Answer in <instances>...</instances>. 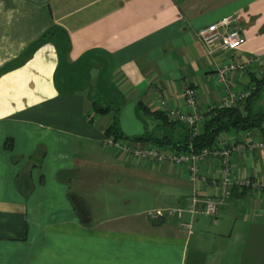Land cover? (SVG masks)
Segmentation results:
<instances>
[{"label":"crops","instance_id":"1","mask_svg":"<svg viewBox=\"0 0 264 264\" xmlns=\"http://www.w3.org/2000/svg\"><path fill=\"white\" fill-rule=\"evenodd\" d=\"M226 17L244 43L208 55L199 32ZM230 63L240 67L227 76L233 92L264 78V0H0V264H264L262 197L236 190L215 216H192L211 184L111 152L115 114L93 111H118L124 137L181 141L184 124L138 104L159 113L161 91L186 110L189 87L208 110ZM258 96L264 109V85ZM233 159L264 179V153ZM202 168L217 174L209 160ZM155 209L169 213L150 219Z\"/></svg>","mask_w":264,"mask_h":264},{"label":"built area","instance_id":"2","mask_svg":"<svg viewBox=\"0 0 264 264\" xmlns=\"http://www.w3.org/2000/svg\"><path fill=\"white\" fill-rule=\"evenodd\" d=\"M233 25V18L226 17L217 23L207 26L199 32V38L212 55L215 46L227 53L238 51L244 43L241 29ZM236 64L230 63L218 71V81L224 85V95L218 104L208 110L198 108L196 92L192 88L183 91V103L186 110L175 107L169 98L161 91H156L154 100L159 113L163 114L170 124H184L189 133V139L197 135L204 122L216 109L231 108L245 101L254 92L255 85L241 92H233L228 83L229 72L239 69ZM264 129V126H263ZM239 138L229 139L225 132L218 135L212 148L195 151L191 143L185 150L162 147L155 143L139 144L126 139L105 140L104 145L113 153L124 155L137 165L152 163L158 167L169 165L184 170L193 184H211L213 190L203 200L192 199L188 213L215 216L218 208L228 201L234 191H251L264 199V179L247 176L235 165L234 156H244L247 153H264V138L259 131H239ZM209 160L216 166V175L208 176L202 168L203 163ZM199 208V209H198ZM175 212V211H174ZM172 212V214L174 213ZM168 210L155 209L149 212L150 219L165 218ZM181 211H178L180 217ZM264 216V211H263ZM190 229V227H189Z\"/></svg>","mask_w":264,"mask_h":264},{"label":"trees","instance_id":"3","mask_svg":"<svg viewBox=\"0 0 264 264\" xmlns=\"http://www.w3.org/2000/svg\"><path fill=\"white\" fill-rule=\"evenodd\" d=\"M47 34L45 33L36 44L39 45L46 40ZM35 44V45H36ZM255 90L254 92L247 98L245 101L240 103L237 106L231 108H222L214 110L209 118L204 122L202 128L199 133L195 135L193 138L189 139V133L187 130V135L181 141L172 142L171 139L167 137L158 138L152 137L151 135L144 134L140 136L134 137H124L123 134L119 132L118 128V120H117V112L112 111L111 107L106 106V108H100L93 104V111L99 115H106L109 113H113L114 117L111 118L110 124L105 130V136L108 138L118 139V138H126L127 140L133 141L135 143L141 142H150L158 144L162 147L177 149V150H185L186 146L191 143L192 148L195 151L204 149V148H212L215 144L216 138L223 132L228 131H245V130H254L259 131V133L264 134V109L257 108L259 92L264 85V78L260 80L254 81ZM138 109L140 113L145 116L154 117L156 119H161L163 121H167L166 117L161 113H150L147 108L141 103L138 104ZM234 193V192H233ZM232 197V196H231Z\"/></svg>","mask_w":264,"mask_h":264},{"label":"rangeland","instance_id":"4","mask_svg":"<svg viewBox=\"0 0 264 264\" xmlns=\"http://www.w3.org/2000/svg\"><path fill=\"white\" fill-rule=\"evenodd\" d=\"M7 65H10L9 68L11 67V63H9V64H7ZM105 138H106V139H109V140H115V139H113V138H108V137H106V136H105Z\"/></svg>","mask_w":264,"mask_h":264}]
</instances>
